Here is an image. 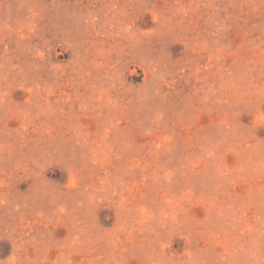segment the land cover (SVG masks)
<instances>
[{
    "label": "rangeland",
    "instance_id": "374dc122",
    "mask_svg": "<svg viewBox=\"0 0 264 264\" xmlns=\"http://www.w3.org/2000/svg\"><path fill=\"white\" fill-rule=\"evenodd\" d=\"M0 264H264V0H0Z\"/></svg>",
    "mask_w": 264,
    "mask_h": 264
}]
</instances>
